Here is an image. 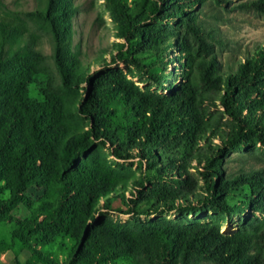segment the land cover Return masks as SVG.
Listing matches in <instances>:
<instances>
[{"label": "trees", "instance_id": "1", "mask_svg": "<svg viewBox=\"0 0 264 264\" xmlns=\"http://www.w3.org/2000/svg\"><path fill=\"white\" fill-rule=\"evenodd\" d=\"M103 1L121 43L99 71L72 50L73 0L29 15L50 30L61 78L40 98L43 57L0 22V226L12 227L0 247L21 244L28 264H264V169L225 170L234 151L264 152V44L224 72L200 16L231 0H141L138 14ZM245 8L264 15V0ZM249 215L222 233L220 218ZM65 241L62 263L42 252Z\"/></svg>", "mask_w": 264, "mask_h": 264}, {"label": "rangeland", "instance_id": "2", "mask_svg": "<svg viewBox=\"0 0 264 264\" xmlns=\"http://www.w3.org/2000/svg\"><path fill=\"white\" fill-rule=\"evenodd\" d=\"M129 1L134 13L138 14L141 8L136 3L141 0ZM251 1L257 0H231L222 6L209 3L200 16V23L205 33L211 34L214 38L217 59L224 72L236 71L240 63L252 55L256 48L264 44V15L245 8V5ZM0 2V22L6 21L21 27V38L15 48L22 47L35 51L43 57L44 72L31 87L32 95L40 98L47 93H57L61 88V78L55 62L53 36L43 21L29 16L43 9L45 0H0ZM73 2L76 15L73 20L72 50L85 66L93 71L103 70L113 63L115 56L119 55V44L121 43L116 37L115 24L107 4L103 0H73ZM146 62L149 63V61ZM121 68L127 69V66H121ZM142 87L145 86L142 85ZM82 95L86 96L85 90L82 91ZM109 160L113 161L112 158ZM262 169H264V152L260 148L250 152L234 151L225 161V170L228 175L235 176ZM133 170L139 179L142 174V165L136 162ZM194 173L200 181L198 172L194 171ZM131 191L132 186L129 193ZM29 196L33 200L38 198L37 192L30 193ZM237 201V199L233 200L234 203ZM110 219L114 222H126L130 217L113 214ZM170 219H176V217L171 216ZM251 219L250 215L236 218L222 217L220 218L222 233L232 235L244 229ZM11 232V226H0V238L10 242ZM65 244V248H61L58 243L53 247L43 249L42 252L47 257H52L57 263H62L69 255L70 245L66 241ZM10 253L8 260L11 261L13 258V264H16L17 255H20V261L25 255L31 257V252L19 243ZM121 263L128 264L129 261Z\"/></svg>", "mask_w": 264, "mask_h": 264}, {"label": "crops", "instance_id": "3", "mask_svg": "<svg viewBox=\"0 0 264 264\" xmlns=\"http://www.w3.org/2000/svg\"><path fill=\"white\" fill-rule=\"evenodd\" d=\"M10 240H11V238H10ZM0 241L8 242V241H6L5 239H2V238H0ZM10 252H13V250L5 251V250H3L0 247V264H13V258L11 259V261L8 260L9 256H11ZM19 257H20V255L16 256V259H15V263L16 264H28V261L30 259V257L28 255H25L24 257H22L21 261H20Z\"/></svg>", "mask_w": 264, "mask_h": 264}]
</instances>
